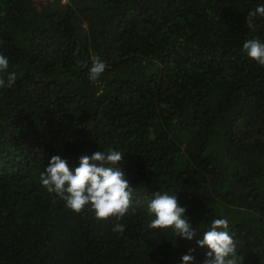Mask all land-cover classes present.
Segmentation results:
<instances>
[{
	"label": "trees",
	"instance_id": "1",
	"mask_svg": "<svg viewBox=\"0 0 264 264\" xmlns=\"http://www.w3.org/2000/svg\"><path fill=\"white\" fill-rule=\"evenodd\" d=\"M0 0V264H196L227 219L237 264H264V0ZM107 68L88 79L91 58ZM78 61L88 67H81ZM15 82L8 86V74ZM97 92H102L97 95ZM112 149L133 189L129 214L74 213L40 176ZM176 195L196 235L150 229L156 193Z\"/></svg>",
	"mask_w": 264,
	"mask_h": 264
},
{
	"label": "clouds",
	"instance_id": "2",
	"mask_svg": "<svg viewBox=\"0 0 264 264\" xmlns=\"http://www.w3.org/2000/svg\"><path fill=\"white\" fill-rule=\"evenodd\" d=\"M264 17V4L249 11L246 16V25L255 29V18ZM243 49L248 57L264 66V43L259 39H249L243 44ZM91 66L88 68V79L98 81L105 72L107 64L99 57L91 58ZM81 67H88L86 63L78 61ZM9 60L0 55V73H6ZM16 79V73L8 74V86ZM5 81L0 77V87ZM102 92H97L101 95ZM124 154L112 149L107 152L96 151L91 156H82L79 167L70 171L67 161L59 155H53L40 176L42 186L49 194L62 200L65 207L74 213H80L86 205H90L96 218L108 220L115 217L117 223L112 228L114 233L122 235L125 225L119 220L132 213L133 189L130 187L125 173L119 167ZM186 208L178 205L176 195L167 192L156 193L148 204V214L154 219L149 224L150 229H172L173 234L181 239L191 241L196 235L191 224L185 216ZM229 222L227 219H215L210 230L204 233L203 239L197 241V246L207 248L205 258L200 264H237L236 244L227 231ZM181 264H196L195 257L188 254L181 258Z\"/></svg>",
	"mask_w": 264,
	"mask_h": 264
},
{
	"label": "rangeland",
	"instance_id": "3",
	"mask_svg": "<svg viewBox=\"0 0 264 264\" xmlns=\"http://www.w3.org/2000/svg\"><path fill=\"white\" fill-rule=\"evenodd\" d=\"M35 2H36L39 6H40V5H42V6L44 5V6H45L46 4H48V1H46V0H36Z\"/></svg>",
	"mask_w": 264,
	"mask_h": 264
}]
</instances>
